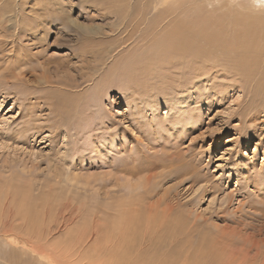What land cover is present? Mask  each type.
Here are the masks:
<instances>
[{
	"label": "rangeland",
	"instance_id": "obj_1",
	"mask_svg": "<svg viewBox=\"0 0 264 264\" xmlns=\"http://www.w3.org/2000/svg\"><path fill=\"white\" fill-rule=\"evenodd\" d=\"M156 2L0 0V264H108L116 247L264 264V67L250 83L227 69L238 19L264 53V2ZM127 4L154 42L178 20L217 18L218 66L140 68L153 42L120 41Z\"/></svg>",
	"mask_w": 264,
	"mask_h": 264
},
{
	"label": "bare ground",
	"instance_id": "obj_2",
	"mask_svg": "<svg viewBox=\"0 0 264 264\" xmlns=\"http://www.w3.org/2000/svg\"><path fill=\"white\" fill-rule=\"evenodd\" d=\"M168 0H157V4H162V3H166ZM240 0H228V3H234V2H238ZM264 2V0H261ZM114 2V1H113ZM85 3V2H84ZM125 4V3H124ZM120 5V4H119ZM122 5V4H121ZM115 6V5H114ZM112 6V7H114ZM157 5L155 4V6L152 7V10L154 11L155 7ZM136 5L133 4H127V5H123L121 8V10L119 11V17L118 20L121 22L120 24V30L119 33L123 34V36H121V42L124 43L125 40L126 41H133L135 42V40H137V42H141L142 44H148L149 46H151V42H153V46H152V50L154 51V53H152V55L150 56V60L145 61L146 63L138 64L140 68L144 67V65H148V63L150 62L151 64L154 63L156 66L157 64H162L160 63L162 60L165 62H170L168 64H171L170 67H173L172 69L175 71L177 69L176 65L178 67H180L176 61H179L180 64L184 63L185 60L187 61H193V62H198L199 60L202 59V63L200 66H203V68L206 69V65H208L207 62L212 63V65H217L216 63L220 61L219 58V53H217L216 51L219 50V52H222V49L224 48L222 45H220L218 43V41L216 40L217 38V31L221 30L220 27H222L220 25V23L216 20V19H210V18H200V19H196V20H192V21H184V20H178L176 22H174L167 31H165V33L160 36V38H158L155 42L152 41L153 37L150 38V32H147L146 29H143L140 27L141 24H143L144 22V16L147 14L145 12V9H143V12L140 11V13H143L144 16H140L138 20L135 19V17L130 20H124L125 16H130V13L134 12V15H138L139 13L137 12L138 9H136ZM94 8V7H93ZM151 9V8H150ZM137 10V11H136ZM49 12V11H48ZM118 14V13H116ZM91 15V14H90ZM105 15V14H104ZM108 16H116L113 12L111 13H107ZM106 15V16H107ZM234 17L236 16L235 14ZM240 15V13H239ZM112 16V17H113ZM164 16V15H163ZM100 18V17H99ZM238 18V16H237ZM162 19V18H161ZM155 20L154 22V27L155 29L157 27H159V25L161 24L162 20ZM235 21V20H234ZM241 21V20H240ZM239 23V19L237 21ZM242 22V21H241ZM244 22V21H243ZM74 23V22H73ZM236 23L237 25V30L236 33L234 34V40L232 39V45H234L237 48H241L243 49V51L235 54L234 55H229L231 56V60L228 62L229 67L227 68L230 72V75L232 76H236L239 74V77L241 76L242 79H244L245 81L247 80L249 82V80H251V73L253 74L257 68H262L264 67V53H261L258 49H255L254 47H256L258 43V37L254 35V31L251 30V28L247 27L246 25H241ZM78 24V23H76ZM235 24V23H233ZM232 24V25H233ZM243 24V23H242ZM70 25V24H68ZM73 25V24H72ZM80 25V24H79ZM146 25V23H145ZM235 25V26H236ZM28 27V26H27ZM30 27V26H29ZM33 27V26H32ZM151 27V26H150ZM149 27V28H150ZM38 28V27H37ZM62 28V27H61ZM75 28V27H74ZM77 28L79 30H83L85 29L82 26H77ZM32 29V30H31ZM30 30L32 32L33 28H31ZM64 29V28H63ZM86 29L90 30L91 33L93 32H97L99 31V27L97 26H86ZM141 29H143L142 31H140ZM153 29V28H152ZM151 29V30H152ZM21 30V29H20ZM77 30V29H76ZM190 30V31H189ZM141 33H140V32ZM69 32V31H68ZM83 32V31H82ZM85 32V31H84ZM139 32V33H138ZM27 34V33H26ZM84 34V33H83ZM65 35V34H64ZM69 35V33H68ZM88 35V34H87ZM98 35V34H97ZM82 36V35H81ZM90 37V35H88ZM70 37V35H69ZM68 37V38H69ZM85 37L86 33H85ZM84 37V38H85ZM94 37V36H93ZM107 37V36H106ZM155 37V36H154ZM219 37V36H218ZM200 39H204L207 41L208 44H210L215 51L212 52H216L213 54H217V57L213 56L212 52L205 50L206 52L203 51V47L200 44ZM221 39V38H220ZM94 40V39H93ZM155 40V39H154ZM222 40V39H221ZM81 41V40H80ZM79 41V42H80ZM84 41V40H83ZM82 41V42H83ZM88 41V40H87ZM86 41V42H87ZM90 41V40H89ZM95 41V40H94ZM98 41V40H97ZM96 41V42H97ZM231 41V40H230ZM95 42V43H96ZM101 42V40H100ZM136 42V43H137ZM224 42V41H223ZM222 42V43H223ZM33 43V42H32ZM61 43V42H60ZM85 43V41H84ZM90 44V43H89ZM92 44V43H91ZM229 44V43H228ZM82 45V44H81ZM99 45V43H98ZM119 45V44H118ZM231 46V44H229ZM72 46V45H70ZM85 46V45H84ZM143 46V45H142ZM209 46V45H208ZM87 48V45L85 46ZM89 47V45H88ZM141 47V44L140 46ZM72 48V47H71ZM84 48V47H82ZM75 49V48H73ZM91 49V47H90ZM211 49V48H210ZM83 50V49H82ZM85 50V49H84ZM87 50H89L87 48ZM112 48H106L103 49L102 52L105 54H109L110 51H112ZM151 50V49H150ZM231 51V50H230ZM83 53V51H81ZM87 52V51H86ZM91 52V51H90ZM145 52V51H144ZM78 53V52H77ZM231 52H229L230 54ZM91 54V53H90ZM93 54V53H92ZM75 55V54H74ZM79 55V54H78ZM215 57V61L210 57V56ZM80 56V55H79ZM78 57V56H77ZM147 57V55H146ZM143 58V56H142ZM183 58V59H182ZM226 58V56H225ZM141 59V58H140ZM149 59V58H148ZM230 59V57L228 58ZM227 59V60H228ZM147 60V59H146ZM99 61V60H98ZM143 61V62H144ZM225 60H223L222 62H224ZM103 62V61H102ZM148 62V63H147ZM226 62V61H225ZM224 62V63H225ZM174 63H176V65H173ZM261 63V64H260ZM165 64V63H164ZM195 64V63H194ZM226 65V64H225ZM137 66V65H136ZM194 66V65H193ZM198 66V68L196 67V75L197 78L200 75V71H201V67ZM218 66V65H217ZM88 67V66H87ZM155 67V66H154ZM158 67V66H157ZM145 68V67H144ZM95 69V68H94ZM226 69V70H227ZM182 70V68L180 69ZM188 70V69H187ZM212 70V69H211ZM215 70V69H214ZM29 71V70H28ZM94 71V70H93ZM140 71V69H139ZM171 71V70H170ZM84 72V71H82ZM228 72V71H227ZM95 73V72H94ZM258 74V73H257ZM81 75V74H80ZM88 75V74H87ZM87 75H85L87 78ZM224 75V74H223ZM201 76V75H200ZM259 76V75H258ZM238 77V76H237ZM240 77V78H241ZM230 78H233L230 76ZM73 82L74 80L71 79ZM87 80V79H86ZM70 81V82H72ZM62 82H65L64 80ZM250 83V82H249ZM63 84V83H61ZM66 84V83H65ZM64 84V85H65ZM75 84V83H74ZM67 85V84H66ZM70 85V84H69ZM71 86V85H70ZM76 86V85H75ZM73 88V86H71ZM69 88V87H68ZM249 88V87H248ZM252 88V87H251ZM71 89V88H70ZM248 90L251 89L249 88ZM258 90L257 87L254 88V91ZM253 92V91H252ZM255 95V94H254ZM250 101H253V95L250 96L249 98ZM255 100V99H254ZM258 100V99H257ZM261 105V104H260ZM259 105V107H260ZM84 109V108H83ZM261 109V107L259 108V110ZM255 110V109H254ZM257 110V111H259ZM264 110V109H263ZM262 111V109L260 110ZM137 186V185H136ZM135 186V187H136ZM139 188V187H138ZM136 189V188H135ZM151 207V206H150ZM120 209V208H119ZM155 216V215H154ZM149 220V219H148ZM144 223V222H143ZM148 223V222H147ZM145 224V223H144ZM128 225V224H127ZM136 226V225H135ZM134 226V227H135ZM140 226V225H139ZM138 226V228H139ZM144 226V225H143ZM150 226V225H149ZM155 226V225H154ZM168 228V227H167ZM127 229V228H126ZM125 229V230H126ZM129 229V228H128ZM140 229V228H139ZM145 229V228H144ZM152 229L154 230V228L152 227ZM135 231V230H134ZM152 231V230H150ZM133 234L135 235V233L133 232ZM179 234V233H178ZM130 235V234H129ZM183 235V234H182ZM6 237V235L3 234V237ZM8 236V235H7ZM11 237V236H10ZM7 238V237H6ZM14 238V237H13ZM113 238V237H112ZM132 238V237H131ZM134 238V237H133ZM146 238V237H145ZM180 238V237H179ZM9 239V238H8ZM122 239V238H121ZM130 239V238H129ZM243 240V239H242ZM20 241V240H19ZM24 242V241H23ZM127 242V241H126ZM243 242V241H242ZM123 243H125L123 241ZM122 245V244H121ZM113 247V246H111ZM126 247V246H125ZM115 248V247H114ZM119 247H116L115 251L111 248H108L105 252L106 254V258H107V263L108 264H173L172 261H167L166 259H160V258H155L154 256L148 255L150 253L151 249L145 248V247H136L134 249V247H132V249H128V250H124L121 247L118 249ZM120 253H116V252ZM122 251V254H121ZM149 252V253H148ZM229 252V251H228ZM235 253L231 252L230 253V257H232ZM247 255H244L243 260L245 259ZM214 258V257H213ZM228 258L224 259L223 261L218 262L217 264H223L226 262ZM213 261V260H212ZM225 261V262H224ZM229 263V262H228ZM184 264H190L189 262H184Z\"/></svg>",
	"mask_w": 264,
	"mask_h": 264
}]
</instances>
